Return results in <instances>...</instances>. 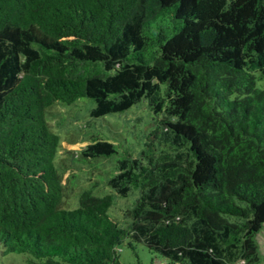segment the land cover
I'll use <instances>...</instances> for the list:
<instances>
[{
	"label": "trees",
	"instance_id": "1",
	"mask_svg": "<svg viewBox=\"0 0 264 264\" xmlns=\"http://www.w3.org/2000/svg\"><path fill=\"white\" fill-rule=\"evenodd\" d=\"M79 103L105 120L144 104L151 125L119 151L89 132L73 158L107 190L66 206L48 109ZM263 225L264 0H0V254L258 264Z\"/></svg>",
	"mask_w": 264,
	"mask_h": 264
},
{
	"label": "rangeland",
	"instance_id": "2",
	"mask_svg": "<svg viewBox=\"0 0 264 264\" xmlns=\"http://www.w3.org/2000/svg\"><path fill=\"white\" fill-rule=\"evenodd\" d=\"M81 106V103L71 106L54 104L48 109L49 126L59 134V160L61 159L71 166L65 176L68 173L75 174L70 182L65 181L64 205L66 206L73 205L76 193L82 188L89 187L95 180L97 182L94 183L93 187H102L99 192L107 190V187L102 185V181L96 179L100 173L98 169H92L89 172L87 163L73 158L80 147L84 145V139L89 132L113 137L115 142L119 141L120 143H118L119 151L125 146L129 149L138 147L143 140V133H146L151 125L150 114L144 104H139L122 114L109 116L106 118L107 120L90 119L86 111L81 109ZM70 157L73 159L70 160ZM128 201L127 198H117L113 205L115 211L113 214L120 217L121 211ZM256 240L259 246L258 255L261 258L258 264H264V225L256 234ZM120 254L124 264L133 263L136 260L128 249H123ZM137 254L139 264H168L164 258L148 253L141 245L137 247ZM24 257L23 254L16 253L0 254V264H27L26 261H23ZM236 264L244 263L238 262Z\"/></svg>",
	"mask_w": 264,
	"mask_h": 264
}]
</instances>
